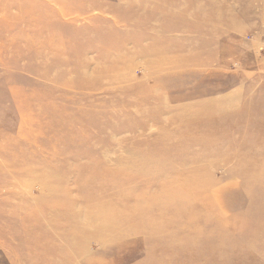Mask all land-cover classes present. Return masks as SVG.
Here are the masks:
<instances>
[{
  "label": "rangeland",
  "instance_id": "rangeland-1",
  "mask_svg": "<svg viewBox=\"0 0 264 264\" xmlns=\"http://www.w3.org/2000/svg\"><path fill=\"white\" fill-rule=\"evenodd\" d=\"M177 22V34L162 31ZM169 40L190 54L187 71L159 68L165 59L153 49ZM82 153L114 164L94 188L75 176L92 174L85 159L74 160ZM164 168L169 185L183 190L177 202L214 194L205 222L223 220L203 229L204 240L191 235L203 214L184 231L188 210L157 215L151 227L163 222L175 237L152 249L157 257L264 264V0H0V264H63L66 242L56 241L59 252L40 247L53 245L69 208L82 213L80 225L119 210L113 204L128 196L153 213L169 197L157 191ZM248 224L250 236L241 237ZM35 233L42 236L33 250ZM95 233L77 240L70 264L156 262L138 254L153 239L147 231L101 243Z\"/></svg>",
  "mask_w": 264,
  "mask_h": 264
},
{
  "label": "bare ground",
  "instance_id": "bare-ground-1",
  "mask_svg": "<svg viewBox=\"0 0 264 264\" xmlns=\"http://www.w3.org/2000/svg\"><path fill=\"white\" fill-rule=\"evenodd\" d=\"M182 27L183 26H182L181 22H177L176 24H174L172 26L167 25V27H166V25H164L163 26L164 29L162 31H164V30L171 31V32H176L175 34H177L179 31L182 30ZM169 41L172 43V46L170 45L171 47H169L167 45L169 48H166V49L162 50L161 48L156 46L155 49H153V52H152L153 56L161 57V58L165 59V61H164L165 63L164 64L162 63V65H159V68H161V71L173 70V68H176V67L178 69L180 68L181 71L186 70L187 67H186V65H184V63L187 62L188 60H185V57H187L186 55H190V54H185V53L182 52V48H183L182 44L175 43V41H173V40H169ZM196 43H197V41H196ZM195 57H197V56H195ZM173 59L175 60V62H177V64H171L173 62ZM196 61H197V63L198 62L206 63L205 58H202V56H200L198 58V60H196ZM184 67H186V68H184ZM142 71H143V69H142ZM169 73H171V72H169ZM211 111H213V110H210L207 113H210ZM217 112H219V111H217ZM214 114H216V113H214ZM205 117L209 118L210 116L209 115H205ZM204 119L205 118H203V120H202L203 122L201 123L202 126L209 128L211 126V124H212L211 121L204 120ZM178 120L179 119L175 117L174 120L171 123L175 122L177 124V126H180V127H181V125L182 126H185V125L188 126V124H189V122L184 121L182 119H180L179 121ZM183 144H185V143H183ZM174 148L176 150H178L177 147H174ZM82 154L83 155H80V156H77V158H74V160L75 161H80L82 159H85V161H87L86 163H88V165L90 167V170H91L92 174L89 177H83L84 170H79L78 172L76 171L75 176L77 178H80L78 183L84 181L85 184H90L93 187L97 183V182H93L96 178L103 179V176L105 174H108V173L110 174L111 171L113 172V170L111 169L112 168L111 165H114V164H111L109 166L107 163H110V161H107L106 157L101 159V160L98 159V158L91 159L89 156H87V153H82ZM82 156H84V157H82ZM163 157H164V155H163ZM169 172H170V170L168 168H164V169L161 170L160 176H161L162 179L160 180L159 184L157 185L158 186V188H157L158 190L157 191H161L164 194H168L169 197L167 198V200H162V201H159V202L157 200L153 201V203L154 202H158V206H159V208L157 210L153 211V213H150V214L147 213V215L145 216L141 211H142L143 205L144 206H147V205L143 204L140 201H138V202L136 201L135 202V199L132 196H128L127 197V201L128 202L114 203L113 204V205L119 207V210H114L113 212H110L109 215H102L100 218L95 219L94 221L90 220V221H88V224H86V225L84 223L82 225H80L78 222L82 221V219H81L82 218V215H81L82 213L77 212L76 209H72L71 210V208H69L71 210V211L69 210L70 212L68 211V213H63L64 214V218L62 219V221H63L64 228L63 229H58L57 228V230L51 232L53 234V236H50V238H51L50 243H52L53 245H51V244L49 245V243L46 242L47 244H44L45 246L43 245L40 248L41 249L56 248V243H57L56 241L63 240L64 242H66V245L68 246V247H66V249L69 251L68 253H70V254H66V252H65V255H64L63 259H62L63 260L62 262H63V264H70L72 259H73V257H74V255L79 254L78 251H74V247H76V245H77L76 244L77 240L83 239L84 241H87V242L88 241H93V239H91L89 237H86L87 234H93L94 232H96L95 235L93 236L94 240H96L97 242L101 243V242H104V241H106V242L107 241L108 242L114 241L113 239H115L117 241H120V239L122 240V239H124L125 237H127V236H129L131 234H138L141 231H145V232L147 231L153 236L152 241H149V240L145 241L144 240L145 244H144L143 248H141L140 251L139 250H136V251H139L138 254L141 253L142 256H145V259H147L149 261H152V263H154L156 261L155 264H157V263L158 264H165L164 261L165 260L169 261L168 258L167 259L163 258V256L162 257H157V255L155 253H153L152 249H154L157 246L164 245L165 242L169 241L172 238L174 240L175 237H173L171 234H169L168 231L171 230L170 228H169V230L166 229L167 230V232H166L165 228L163 227V222L161 223V225H159V227L156 228V226H154V225H153L154 227L153 226L151 227V221L150 220L152 218L154 219V217H156L157 215H159L161 217L163 215L164 216L165 215H167V216H169V215H179V214L183 215V212L186 211V210H188L190 213L188 214L187 217H185L183 219V221H180V222H182L181 223V228L183 229V231L184 230H188L191 227L195 228V225H197L196 222H195L196 220H194L195 217H196V214L197 215L198 214H203V215H199V217L202 220H204L202 224H205V225L201 224V228H199V230H198V226H197V228L194 229V231L192 232L191 235L193 236L192 238H194V239H195V237H197L198 239L202 238L204 240H208L207 234L204 233L203 229L206 226L210 227V226L216 225L218 222H221L223 220L222 217H221L220 219L217 220L218 222H213V223L205 222V220H208L209 214H207L205 212L204 206H208L210 208L211 207L213 208L215 206V196H214V194L210 195L209 197H207V196L204 197L201 194L196 193V194H193L190 198L186 197L183 200L177 202L176 200H177V198H179V196L181 195L183 190L182 189L179 190V188L177 189V188H174L173 186L171 187L169 185V178L167 177V174H169ZM172 174H174V173H172ZM172 176L177 177V175H175V174L172 175ZM173 179H177V178H173ZM109 182H111V181H109ZM147 184L148 183H146V185ZM61 186H63V184ZM78 188H79V184H78ZM145 189L146 188L143 186V189H141V192H144ZM76 190H77V188H76ZM113 190H114V188H113ZM196 191L198 192L197 189H196ZM202 191L204 192V189ZM95 195L96 194H94V196L91 197V198L87 195L85 203L89 204L90 201L96 200L95 199ZM103 202L104 201H101L96 206H98V205L105 206V205L109 204V203L108 204H103ZM153 203H151V204H153ZM175 204H179L178 208L175 211H168V212L167 211H163V209L161 207V206H164L165 209H168V207L173 206ZM216 209H217V207H216ZM157 220H159V219H157ZM162 220H163V218H162ZM163 221L166 223L165 217H164ZM68 222H71V225H69ZM180 222H178V223H180ZM21 223H22V221H21ZM129 223H131L130 224L131 227L129 226V228H127V227L124 228V225L125 224L127 225ZM148 224H149V226H148ZM169 224L172 225L171 222H168V225ZM54 225L57 226V224H54ZM250 227H251V224L249 225V227L243 229V231L240 233L241 237L250 236V234H251L250 233L251 231L249 229ZM122 228H124V229H122ZM23 229H24V227H23ZM258 233L262 234V237H264V231H258ZM105 234L110 235V238L108 239L107 237H105ZM35 236H36V238H35L36 240L34 242H32V245L30 247V249H33V250H35L36 245L37 246L39 245V240L40 239L38 237L42 236V235L36 234ZM148 239H150V238H148ZM56 250L58 252L59 251H63V249H60V248H56ZM85 250L86 249H82L81 252L85 253ZM166 252H167V250L164 251L165 256H166ZM71 254L73 255V257H71ZM202 254L197 255V257L202 256ZM191 255H193V254H191ZM192 257L195 258V256H192ZM77 258H79V256ZM29 260H32V259H29ZM105 260H107V259H105ZM195 260L197 261V258H195ZM43 262H44V264H50L51 262H53V260L52 261L43 260ZM80 263L81 264H107L106 262L102 263L101 260L100 261H98V260H95V261L93 260L92 261L90 259H82V262L80 260ZM123 264H124V262H123Z\"/></svg>",
  "mask_w": 264,
  "mask_h": 264
}]
</instances>
